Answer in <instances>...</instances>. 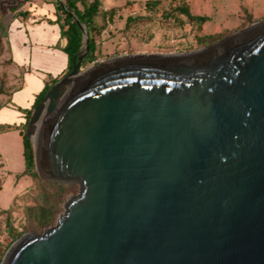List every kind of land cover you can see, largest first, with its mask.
I'll list each match as a JSON object with an SVG mask.
<instances>
[{
	"label": "water",
	"instance_id": "95a60500",
	"mask_svg": "<svg viewBox=\"0 0 264 264\" xmlns=\"http://www.w3.org/2000/svg\"><path fill=\"white\" fill-rule=\"evenodd\" d=\"M75 21L78 61L28 137L42 179L81 192L2 264H264V21L198 52L85 73L90 38Z\"/></svg>",
	"mask_w": 264,
	"mask_h": 264
},
{
	"label": "rangeland",
	"instance_id": "374dc122",
	"mask_svg": "<svg viewBox=\"0 0 264 264\" xmlns=\"http://www.w3.org/2000/svg\"><path fill=\"white\" fill-rule=\"evenodd\" d=\"M99 2L101 13L96 18L94 31L96 59L93 63L82 64L83 73L117 58L198 52L264 21V0ZM22 3L23 0H0V109L10 107L11 97L22 87L27 73L26 67L15 63L9 42L13 12L20 9ZM185 7L194 16L208 17V21L190 20L181 12ZM20 14L23 17L24 14ZM66 73L59 76L56 83ZM47 79L52 82L51 78ZM28 131V126H21L0 134V264L23 235H42L56 226L66 211L65 205L81 192L79 183H50L42 179L36 159L33 171L37 177L23 174L22 135L28 136ZM35 136L36 130L28 137L34 155L37 153ZM43 210L49 214L45 221L40 219Z\"/></svg>",
	"mask_w": 264,
	"mask_h": 264
},
{
	"label": "crops",
	"instance_id": "0c3cea01",
	"mask_svg": "<svg viewBox=\"0 0 264 264\" xmlns=\"http://www.w3.org/2000/svg\"><path fill=\"white\" fill-rule=\"evenodd\" d=\"M55 16L54 0H23L22 7L13 12L10 48L15 63L26 67L27 73L22 87L13 93L10 107L0 110V124H24L26 113L19 108L30 110L49 82L47 78L53 82L68 70L69 58L59 49L66 40L61 38L60 26L49 23Z\"/></svg>",
	"mask_w": 264,
	"mask_h": 264
},
{
	"label": "trees",
	"instance_id": "16d2710c",
	"mask_svg": "<svg viewBox=\"0 0 264 264\" xmlns=\"http://www.w3.org/2000/svg\"><path fill=\"white\" fill-rule=\"evenodd\" d=\"M100 0H94L93 2H87V0H64V5L60 0H54L56 6V20L49 21L52 24H58L61 29V38L66 40V44L63 48H59L64 53L67 54L69 58V66L67 73H70L73 64L78 61V54L82 46L84 45V36L81 27L77 24L75 19L81 24L85 25L90 38V51L83 60V64L93 63L96 59V40L94 31L96 30V18L101 13ZM65 6V8H64ZM181 12L185 14L190 20L198 21L200 23H206L208 17L204 16H194L191 14L188 8H182ZM26 15V13H24ZM68 25L67 27H65ZM56 84V80L53 82L46 83L42 92L37 96L33 107L30 110H19L26 113V122L20 125L11 124H0V134L9 132L12 128L17 127H27L32 116L33 110L42 102L44 96L50 90V88ZM1 110V109H0ZM23 143V156L25 160V170L24 175H30L32 177H37V173L33 171L35 166V155L34 150L27 135H22ZM49 218V214L43 210L40 215L41 221H45ZM10 247V246H9ZM7 248V250L9 249ZM6 250V251H7Z\"/></svg>",
	"mask_w": 264,
	"mask_h": 264
},
{
	"label": "bare ground",
	"instance_id": "6f19581e",
	"mask_svg": "<svg viewBox=\"0 0 264 264\" xmlns=\"http://www.w3.org/2000/svg\"><path fill=\"white\" fill-rule=\"evenodd\" d=\"M35 130H36V129H35ZM34 132H35V131H34ZM34 139H35V141H34V142L37 144V137L35 136V138H34Z\"/></svg>",
	"mask_w": 264,
	"mask_h": 264
}]
</instances>
